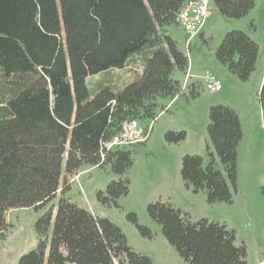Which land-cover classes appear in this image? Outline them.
<instances>
[{
    "label": "trees",
    "instance_id": "16d2710c",
    "mask_svg": "<svg viewBox=\"0 0 264 264\" xmlns=\"http://www.w3.org/2000/svg\"><path fill=\"white\" fill-rule=\"evenodd\" d=\"M187 1L0 0V235L9 228V211L39 210L62 193L56 216L52 207L36 223L37 248L19 264H154L134 252L111 221L71 203L63 176L85 166H110L118 179L98 193L99 200L117 204L129 194L130 181L123 177L133 165L131 152L112 149L104 162L101 153L123 122L154 120L158 99L173 101L182 93L174 74L187 70L189 58L167 29L176 26ZM212 1L225 19H243L255 8L254 0ZM258 55V44L238 30L226 33L215 53L242 82L255 71ZM126 69L134 81L122 89L103 80L88 84ZM259 103L264 114V83ZM209 119L208 136L226 176L208 147L206 168L200 156L183 157L182 180L194 193L206 189L210 205L232 203L242 124L238 113L222 104L210 108ZM186 137L184 131L165 134L170 144ZM148 213L185 262L247 264V247L236 244V233L226 224L192 223L162 201L150 203ZM128 219L151 238L136 214Z\"/></svg>",
    "mask_w": 264,
    "mask_h": 264
},
{
    "label": "rangeland",
    "instance_id": "374dc122",
    "mask_svg": "<svg viewBox=\"0 0 264 264\" xmlns=\"http://www.w3.org/2000/svg\"><path fill=\"white\" fill-rule=\"evenodd\" d=\"M254 2L255 8L243 19L223 18L211 2L208 22L202 31L205 37L209 36L207 39L200 35L187 44L181 29L173 26V35L181 51L199 62L198 75L212 73L221 80L223 90L211 94L205 90L202 79L193 80L200 83L195 86L198 97L193 99L190 93L193 84L183 88L185 73L175 72L183 88L182 93L173 103L169 99H158L161 108L157 117L141 120L142 125L151 128V139L148 143L127 147L133 160L132 167L123 177L130 181L128 195L119 198L117 204L107 205L99 200L98 193H106L108 185L118 179L110 166H85L77 173L80 180L74 183H70L74 175L63 176L71 186L64 195L71 203L90 211L97 218L111 221L121 229L131 249L149 257L154 264H189L169 243L162 225L150 217L148 205L157 201L169 203L188 214L192 223L206 219L226 224L235 231L236 244L247 247V264H264V136L261 131L264 114L259 103L264 81V0ZM234 30L246 33L259 46L256 69L247 82L232 75L215 57L226 33ZM202 58L206 66L199 61ZM101 80L104 77L88 80V84L92 87ZM220 104L240 113L244 136L238 148V187L236 191L232 189L233 201L210 205L206 189L194 193L183 183L182 159L186 155L200 156L206 168L210 162L209 147L214 154L216 168L226 176L207 131L210 108ZM162 108L165 112L159 115ZM182 131L187 134L182 143L170 144L165 140L167 132ZM61 194L58 193L55 200L39 210L15 209L8 212L9 228L4 236L0 235V264H19L22 256L37 248L40 237L36 223L52 207L56 216ZM132 213L136 214L139 225L150 230L151 238L143 236L128 219ZM51 235L52 228L49 240Z\"/></svg>",
    "mask_w": 264,
    "mask_h": 264
},
{
    "label": "built area",
    "instance_id": "2783aa9c",
    "mask_svg": "<svg viewBox=\"0 0 264 264\" xmlns=\"http://www.w3.org/2000/svg\"><path fill=\"white\" fill-rule=\"evenodd\" d=\"M210 12V0H188L176 16V26L184 33L187 44L195 39L202 31ZM204 88L211 94H218L223 90L221 80L212 73H206L202 77ZM261 130L264 136V118L261 122ZM151 134V128L142 125L139 119H130L122 123L119 131L106 145L101 153L102 162L106 153L115 148H126L130 145L146 142ZM80 180V174H76L70 180L74 183Z\"/></svg>",
    "mask_w": 264,
    "mask_h": 264
},
{
    "label": "crops",
    "instance_id": "0c3cea01",
    "mask_svg": "<svg viewBox=\"0 0 264 264\" xmlns=\"http://www.w3.org/2000/svg\"><path fill=\"white\" fill-rule=\"evenodd\" d=\"M211 2H213L212 0H210ZM210 2V3H211ZM213 5H214V3H213ZM210 8L212 9V7L210 6ZM214 9L217 11V8L215 7V5H214ZM209 17V16H208ZM221 19V18H220ZM221 21H223L222 19H221ZM207 22H208V18H207V20H206V23H205V25L207 24ZM204 25V26H205ZM204 28V27H203ZM180 29V28H179ZM178 30V29H177ZM202 31H203V29H202ZM201 31V33L198 35V36H200V35H202L203 36V38H205V39H207V38H209V36L208 37H205V33L204 32H202ZM167 32H168V34L169 35H171L173 38H174V35H173V27H171V28H168L167 29ZM197 36V37H198ZM196 37V38H197ZM195 38V39H196ZM175 39V38H174ZM195 39H193V40H195ZM189 58V65H188V68H187V70L184 72L185 73V77H184V82H183V88H185V87H188L189 85H191V84H195V86H198L200 83H198V82H193V80H197V79H202V77L203 76H200V75H198V68H197V65H198V63L199 62H197V61H195V59L194 58H190V57H188ZM201 63L203 62V66H206V63H205V60H204V58H202V60L200 59L199 60ZM138 73L139 74H141L142 73V70H138ZM100 77V76H99ZM97 79H98V77H96ZM264 78V77H263ZM174 79L175 80H177V81H179L180 82V80L179 79H177L176 77H175V74H174ZM263 80V79H262ZM134 81V77H133V75L126 69V70H116V71H112V72H110V73H108V74H106L105 76H104V80L102 81L104 84H111V85H114V86H116L117 88H119V89H122V88H124L125 86H127V85H129V84H131L132 82ZM264 83V81H262V84ZM185 86V87H184ZM178 98V96L173 100V101H171V103H173L176 99ZM170 105V104H169ZM169 105L166 107V109L169 107ZM236 110V109H235ZM237 111V110H236ZM165 112V110H161V112H160V114L159 115H162L163 113ZM237 113H238V115H239V118H240V121H241V124H242V129H243V121H242V119H241V115H240V113L237 111ZM262 131V130H261ZM243 136H244V134H243ZM151 134H150V137H149V139L145 142V143H148L149 142V140L151 139ZM184 183V182H183Z\"/></svg>",
    "mask_w": 264,
    "mask_h": 264
}]
</instances>
